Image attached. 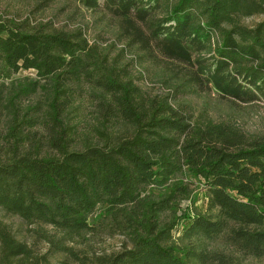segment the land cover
<instances>
[{
    "label": "trees",
    "instance_id": "16d2710c",
    "mask_svg": "<svg viewBox=\"0 0 264 264\" xmlns=\"http://www.w3.org/2000/svg\"><path fill=\"white\" fill-rule=\"evenodd\" d=\"M78 1L119 24L140 64L164 67L177 83L170 95L150 96L129 76L128 64L98 52L81 32H25L0 23V77L33 71L37 80L29 84L35 88L42 81L50 91L42 120H19L13 100L2 103L0 93V118L13 111L6 133H0V210L52 228L62 238L48 243L65 252L62 241L88 232L89 216L104 208L122 224L132 248L94 264L264 262V135L195 120L186 100L213 91L236 104L264 102V20L252 29L242 25L264 15V0ZM80 84L95 92L101 128L131 132L110 136L112 144L105 137L102 144L74 150L75 133L64 118L71 91ZM36 127L56 155L26 150ZM184 173L203 185L206 210L181 218L178 230L163 215L183 186L174 184L159 201L141 196ZM220 242L228 253L213 248ZM50 263L34 257L0 223V264Z\"/></svg>",
    "mask_w": 264,
    "mask_h": 264
},
{
    "label": "rangeland",
    "instance_id": "374dc122",
    "mask_svg": "<svg viewBox=\"0 0 264 264\" xmlns=\"http://www.w3.org/2000/svg\"><path fill=\"white\" fill-rule=\"evenodd\" d=\"M263 20L264 15L253 16L243 19L242 25L252 29ZM0 23H10L25 32H33L37 29L75 34L81 32L90 46H96L98 52L107 55L109 59H119L123 65L128 64L129 76L150 96L170 95L173 93V86L177 83V79L173 78L164 67L140 64L139 53L128 47L127 42L121 37L119 24L86 10L78 0H0ZM36 80L33 71L18 72L9 79L0 77L2 103L13 100V111L19 120H30L31 117L42 120L48 110L50 91L42 81L35 88L29 84H33ZM71 93L64 124L71 127L72 132L75 133L72 143L74 150L80 151L89 144H102L105 137H107L106 143L112 144L115 139H110V136L118 138L131 132L124 126L108 130L101 128L97 122V118L101 115L97 113L94 105L98 100L95 98V92L88 85L75 86ZM186 100L190 104L195 120L210 119L216 123L231 124L246 135H264L263 101L236 104L213 91L187 97ZM12 113L4 112L0 118L1 134L6 133ZM98 130L103 131V135L97 133ZM44 134L42 128L32 129L31 141L27 143L26 150L37 156L56 155L47 147ZM32 138L36 139V142H32ZM174 184L183 186L185 192H180L182 195L178 197L176 205L171 210H166L163 222L172 223L180 230L181 218L205 214V192L198 180L184 173L164 187L146 188L141 197L159 201L170 193ZM104 212V208L97 207L88 218L91 227L88 232L62 241L66 248L65 252H56L48 243L47 238L53 237L55 240L62 238L61 234L54 232L48 226L27 224L18 216L9 215L1 210L0 223L6 226L12 237L26 244L34 257H46L50 264H82L81 261L84 264H94L96 258L112 256L132 248V239L121 230L122 224L112 221ZM213 248L224 253L230 251L222 242L214 245ZM241 264H264V262L246 259Z\"/></svg>",
    "mask_w": 264,
    "mask_h": 264
}]
</instances>
